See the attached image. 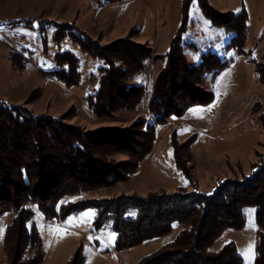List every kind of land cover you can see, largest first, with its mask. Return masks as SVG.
I'll return each instance as SVG.
<instances>
[{
	"label": "trees",
	"instance_id": "obj_1",
	"mask_svg": "<svg viewBox=\"0 0 264 264\" xmlns=\"http://www.w3.org/2000/svg\"><path fill=\"white\" fill-rule=\"evenodd\" d=\"M192 1H183V22L169 50L160 57L164 66L154 80L146 105L152 121L140 118L124 127L85 130L69 123L66 114L57 118L36 115L26 104L0 100V216L12 215L3 238V264H44L47 251L36 221L37 212L46 221L60 223L88 209L95 211L93 230L116 234V250L167 235L174 224H180L173 241L137 264H244L234 243L219 250L213 249V244L226 229L244 227L246 207L256 209L254 264H264V155L251 176L227 178L217 184L213 194H206L196 189L191 151L196 135L181 141L174 132L176 166L185 175L188 186L148 196L88 195L133 178L152 153L159 127L172 116H181L190 107L213 100L214 95L202 87L203 78L207 72L218 76L230 62L212 51L202 54L198 65L188 62L183 34ZM198 2L213 25L233 34L227 49L245 53L246 11L221 12L209 0ZM34 20L16 22L24 21L28 26ZM47 21L57 28L58 42L70 36L85 52L103 60L98 86L87 97L96 117L139 110L143 106L147 85L130 81L153 58L152 47L134 41L132 35L103 44L100 38L82 31L75 21ZM11 60L17 68L25 65L22 54H11ZM257 71L264 85V62L257 64ZM46 73L66 87L77 86L81 79L79 59L69 50L59 51L54 56L53 68ZM85 259L80 246L66 264H84Z\"/></svg>",
	"mask_w": 264,
	"mask_h": 264
},
{
	"label": "rangeland",
	"instance_id": "obj_2",
	"mask_svg": "<svg viewBox=\"0 0 264 264\" xmlns=\"http://www.w3.org/2000/svg\"><path fill=\"white\" fill-rule=\"evenodd\" d=\"M184 0H0V100L8 104H26L36 115L69 118L67 121L85 130L108 126H128L140 118L152 121L147 101L156 76L164 66L161 55L183 22ZM231 2V1H228ZM240 7L211 0L221 12L247 13L248 36L245 53L227 49L233 34L213 25L205 17L198 0H193L183 34L185 56L198 65L201 55L212 51L230 64L218 76L207 72L202 87L214 95L206 105H194L181 116H172L159 127L152 153L141 163L137 174L117 185L95 190L89 196L107 197L136 193L172 192L188 186L183 172L177 168L172 136L176 132L184 141L196 135L192 143L196 189L213 194L218 183L227 178L251 176L264 155V85L259 81L257 64L264 62V0H239ZM35 18L30 25L16 22ZM76 22L77 26L103 44L132 35L134 41L146 43L154 50L145 70L136 74L131 84H146L145 104L134 111L122 110L108 117H96L87 97L99 83L103 60L85 52L70 36L58 42L56 27L47 20ZM69 50L79 59L80 82L66 87L55 76L53 68L57 52ZM24 57L17 68L11 54ZM29 101V102H28ZM257 108L255 109V104ZM81 197V196H80ZM244 227L226 229L214 242L219 250L234 243L244 264H254L258 225L256 209H244ZM91 213V215H87ZM95 211L88 209L64 222L46 221L36 213V221L45 239L44 264H66L82 247L84 264H137L142 258L173 241L181 226L174 224L171 233L149 239L123 250H116V234L109 230H93ZM10 213L0 216V264H3V238ZM109 250L104 252V250Z\"/></svg>",
	"mask_w": 264,
	"mask_h": 264
},
{
	"label": "crops",
	"instance_id": "obj_3",
	"mask_svg": "<svg viewBox=\"0 0 264 264\" xmlns=\"http://www.w3.org/2000/svg\"><path fill=\"white\" fill-rule=\"evenodd\" d=\"M210 1V3H211V0H209ZM228 1H231V2H228ZM238 1L239 0H223V4L224 5H232V7H238V5H239V7H240V2L238 3ZM242 1V4H243V2L245 1V0H241ZM212 4V3H211ZM145 99H144V102H143V104H145ZM45 240V239H44Z\"/></svg>",
	"mask_w": 264,
	"mask_h": 264
},
{
	"label": "snow or ice",
	"instance_id": "obj_4",
	"mask_svg": "<svg viewBox=\"0 0 264 264\" xmlns=\"http://www.w3.org/2000/svg\"><path fill=\"white\" fill-rule=\"evenodd\" d=\"M87 215H91V213L87 214Z\"/></svg>",
	"mask_w": 264,
	"mask_h": 264
}]
</instances>
